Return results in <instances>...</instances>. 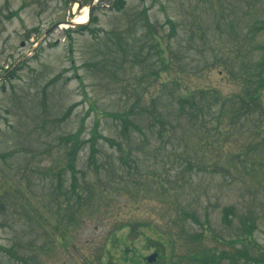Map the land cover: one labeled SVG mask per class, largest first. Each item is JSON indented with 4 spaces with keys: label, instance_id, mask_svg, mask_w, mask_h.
I'll list each match as a JSON object with an SVG mask.
<instances>
[{
    "label": "rangeland",
    "instance_id": "1",
    "mask_svg": "<svg viewBox=\"0 0 264 264\" xmlns=\"http://www.w3.org/2000/svg\"><path fill=\"white\" fill-rule=\"evenodd\" d=\"M263 24L264 0H0V264H158V247L173 257L162 227L188 208L201 245L238 257L221 264L262 257L264 144L255 169L239 157L256 121L215 168L212 126L184 140L188 125L155 118L180 95L238 89L227 70L262 57Z\"/></svg>",
    "mask_w": 264,
    "mask_h": 264
},
{
    "label": "trees",
    "instance_id": "2",
    "mask_svg": "<svg viewBox=\"0 0 264 264\" xmlns=\"http://www.w3.org/2000/svg\"><path fill=\"white\" fill-rule=\"evenodd\" d=\"M122 0H116V4ZM264 29V24L262 26ZM71 31V29H68ZM263 55L260 59L252 61L248 60L238 64L231 63L230 69L227 70V75L229 76L231 82H233L238 89H236L231 94H225L217 88L212 89H199L180 95L176 98L172 107L166 112L160 113L158 118H155L156 122L161 123V125L166 126L170 124L171 126L179 123L182 127L188 125L189 131H184L185 138L189 136L191 132H196L202 136L209 132L208 128L211 126L215 130L217 139L214 141L213 145L218 147L217 149V159L215 168H219L221 165L228 163L226 144L236 133H238L236 138H232V141H240L243 137H246L247 132L244 131V122L248 120H255L254 128L257 127L255 132L251 131L250 137L253 138L251 143L243 141L242 143V153H239V157L243 155V160L241 162L244 165H249L256 168L259 165V160L251 158L252 152L258 150L262 144H264V138L258 140V133H262L264 137V46ZM229 64L226 65L228 69ZM175 107V108H174ZM133 113L131 111L120 114V119L123 121V134L127 139H131L133 136L130 133V124H135L134 120L131 118ZM138 126V125H137ZM95 136V135H94ZM203 138V137H202ZM67 142H71L72 153H77L79 148V137L77 134H72L68 138H65ZM213 145L210 146L212 147ZM95 151L98 152L99 149L92 145L90 153V161L95 162ZM126 160L127 158H123ZM201 165V164H200ZM72 169L75 167L71 166ZM227 168L225 165L222 169ZM225 170V169H224ZM76 181V179H75ZM231 209L226 208L224 218L228 219L231 213ZM209 220V218H208ZM200 222V217L196 209H184L183 214L176 216L172 221L162 227V235L167 236L166 242H170L173 249V257H167L160 247H158L157 252L159 253L158 264H221L225 259L230 257L237 259L235 254L223 251L218 252L206 247L202 244V234L192 232L188 226L193 223ZM210 221V220H209ZM179 230V231H178ZM181 232V233H179ZM181 234H187L191 241V249L187 252H179L178 243L184 241L181 239ZM160 236V235H159ZM200 236V237H199ZM156 243L160 241V237L154 239ZM165 245V243H164ZM12 254H15L12 252ZM241 255L250 256L247 251L240 252ZM106 254L103 256L102 264H118L112 260H108ZM252 257V256H251ZM255 258V257H254ZM253 261H248V264H255L256 262L264 263V255L258 257ZM181 259L183 261H181ZM167 260V263H166ZM170 260V261H169ZM163 261V263H161ZM255 262V263H253ZM157 264V263H155Z\"/></svg>",
    "mask_w": 264,
    "mask_h": 264
},
{
    "label": "water",
    "instance_id": "3",
    "mask_svg": "<svg viewBox=\"0 0 264 264\" xmlns=\"http://www.w3.org/2000/svg\"><path fill=\"white\" fill-rule=\"evenodd\" d=\"M59 25H60V23H57V24H55L51 29H53V28H55V27H57V26H59ZM51 29H50V30H51ZM48 32H49V31H48ZM48 32H47V33H48ZM156 256H157L156 254L151 255V256L149 257V260L152 261V260L156 259Z\"/></svg>",
    "mask_w": 264,
    "mask_h": 264
},
{
    "label": "bare ground",
    "instance_id": "4",
    "mask_svg": "<svg viewBox=\"0 0 264 264\" xmlns=\"http://www.w3.org/2000/svg\"><path fill=\"white\" fill-rule=\"evenodd\" d=\"M87 19L85 18V19H83V20H81L82 22H85ZM76 22H79L78 20H75Z\"/></svg>",
    "mask_w": 264,
    "mask_h": 264
}]
</instances>
